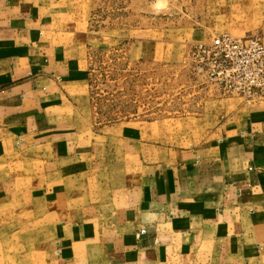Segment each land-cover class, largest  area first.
Returning a JSON list of instances; mask_svg holds the SVG:
<instances>
[{
  "label": "crops",
  "instance_id": "crops-1",
  "mask_svg": "<svg viewBox=\"0 0 264 264\" xmlns=\"http://www.w3.org/2000/svg\"><path fill=\"white\" fill-rule=\"evenodd\" d=\"M89 1L0 0V206L17 195V180L24 187L36 179L28 194L68 205L67 219H86L69 234L88 245L97 231L88 220L94 216L85 215L102 188L115 202L110 212L125 220L113 243L123 263L154 253L159 264H264V102L220 116L212 138L171 150L163 162L159 146L136 129L121 137L112 163L107 157L90 164L88 152L77 150L67 88L85 83L88 65L78 45L63 40L73 30H63L62 16ZM29 146L40 148L37 173L9 174L7 157ZM34 159L22 157L23 168Z\"/></svg>",
  "mask_w": 264,
  "mask_h": 264
},
{
  "label": "rangeland",
  "instance_id": "rangeland-1",
  "mask_svg": "<svg viewBox=\"0 0 264 264\" xmlns=\"http://www.w3.org/2000/svg\"><path fill=\"white\" fill-rule=\"evenodd\" d=\"M263 8L264 0H91L80 12L62 16L67 23L63 30H73L63 40L69 46L77 44L76 52L86 56L88 65L85 83L67 88L76 105L77 150L88 152L90 164L107 157L112 163L121 137L136 129L144 142L159 146L163 162L171 150L212 138L220 116L264 102L247 104L241 97L218 93L187 58L193 45L210 42L221 33L256 35L264 43ZM22 141L19 136L18 144ZM39 149L29 146L8 156L9 174L37 173L43 162L36 158ZM51 155L47 147L46 159ZM25 156L35 158L30 168H23ZM35 180L26 181L29 188L17 180V195L0 206V264H159L154 253L131 263L117 259L113 243L125 220L117 219V211L110 212L115 202L108 192L95 189L96 204L88 209L93 213L85 216H94L88 220L94 223L97 237L86 245L80 243L82 236L72 237L69 230L89 222L67 219L68 205L42 203L28 194L26 189L39 185ZM142 233L144 229L138 235ZM171 264L184 263L178 258Z\"/></svg>",
  "mask_w": 264,
  "mask_h": 264
},
{
  "label": "built area",
  "instance_id": "built-area-1",
  "mask_svg": "<svg viewBox=\"0 0 264 264\" xmlns=\"http://www.w3.org/2000/svg\"><path fill=\"white\" fill-rule=\"evenodd\" d=\"M187 58L206 84L247 104L264 101V43L256 35L221 33L189 48Z\"/></svg>",
  "mask_w": 264,
  "mask_h": 264
}]
</instances>
